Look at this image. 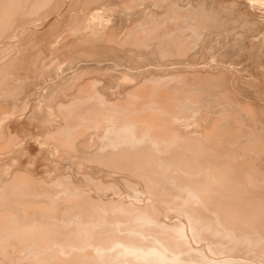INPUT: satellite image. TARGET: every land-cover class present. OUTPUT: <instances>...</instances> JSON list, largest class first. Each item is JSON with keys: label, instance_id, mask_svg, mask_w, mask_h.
Returning <instances> with one entry per match:
<instances>
[{"label": "bare ground", "instance_id": "obj_1", "mask_svg": "<svg viewBox=\"0 0 264 264\" xmlns=\"http://www.w3.org/2000/svg\"><path fill=\"white\" fill-rule=\"evenodd\" d=\"M256 1L0 0V264H264Z\"/></svg>", "mask_w": 264, "mask_h": 264}, {"label": "rangeland", "instance_id": "obj_2", "mask_svg": "<svg viewBox=\"0 0 264 264\" xmlns=\"http://www.w3.org/2000/svg\"><path fill=\"white\" fill-rule=\"evenodd\" d=\"M147 1H149V0H147ZM257 2H260L259 5H258ZM148 3H149V2H148ZM255 3H256V4H255ZM255 3H254L255 6L257 7L258 11L260 12V14H259V12H258V14L260 15L259 19H260V18H261V19H264V16H263V15H264V14H263V13H264V11H263V10H264V2H263V0H259V1L257 0ZM261 3H262V4H261ZM259 6H260V7H259ZM261 7L263 8V10L261 9ZM234 14H235V13H234ZM230 16H231V15H230ZM233 17L236 18V16L232 15V18H233ZM232 18H230V20H231V21L234 20L233 22H235V21L237 20V19H234V18L232 19ZM237 21H238V22H235L237 25H234L233 23L230 24V29H229L230 31H231V28H232V31H233V27H234V29H235V28H237V27L239 26L238 24H239V22H241V20H237ZM242 23H243V22H242ZM242 23H240V24H241V26L243 27L244 23H243V24H242ZM228 24H229V23H228ZM233 25H234V26H233ZM246 25H247V24H246ZM246 25H244V26H246ZM231 26H233V27H231ZM236 26H237V27H236ZM242 27H238V29H239L238 33H240V31H241L240 28H242ZM248 27H249V25H248ZM248 27H247V28H248ZM217 28H219V27H217ZM248 29H249V28H248ZM243 30H244V27H243ZM243 30H242V31H243ZM249 30H250V29H249ZM249 30H248V32H249ZM219 31H220V32H219ZM235 31H237V29H235L234 32H235ZM225 32L228 33V35H227ZM234 32H230V33H229V31H228V32H227V31H224V32H223V28H221V27H220L217 31H216L215 29H214V30L212 29L211 33H212V36L214 35V36H213V39L215 40V42H214V44H215L214 47H215V48L213 47L212 49L215 50V53H216L217 50H218L217 52L222 51L223 48L226 46V47H228V48L226 49V51H228L229 53L231 52L230 54H235L234 51L236 52V50H234V49L232 50V47L230 48L229 45H228V44H230V43H229V40H230V42L233 41V42H231V43L234 44V41L237 40V38L239 37V36H237L238 33H236V34H237V35H236V34H234ZM244 32H247L246 27H245ZM222 33H223V34H222ZM233 34H234V36H235V35L237 36V38H235L236 36L234 37L235 40H234V38H232V37H233V36H232ZM216 35H217V36H216ZM218 35H219V36H218ZM223 35H224L225 37H224ZM226 35H227V36H226ZM229 35H230V36H229ZM255 35H257V37H256ZM215 36L217 37V39H218L219 41H222V40H224V38H226L223 42H220V44H221V48H220V45H219V41H218V40L216 41ZM250 36H252V38H253V37H254V38L256 37V39H258V36H260V33H258V34L255 33V34H252V35H250ZM218 37H219V38H218ZM222 38H223V39H222ZM228 38H230V39L228 40ZM213 39L211 38V41H212V42H213ZM227 41H228V42H227ZM217 42H218V43H217ZM225 42H227L228 44H227V43L224 44ZM222 43H223L224 45H223ZM217 44H218L219 46H218ZM216 45H217V46H216ZM222 45H223V46H222ZM230 46H231V44H230ZM220 49H221V50H220ZM229 49H230V50H229ZM207 51H209V50H207ZM210 56H211V55H209V57H210ZM232 56H233L232 58H234V56L238 57L237 54H236V55H232ZM209 57L207 58V60H209ZM211 57H212V56H211ZM211 57H210V58H211ZM243 57H244L245 60L248 61V62H249L250 60H247L246 58L251 59V57H250V56L248 57L247 55H246V56L244 55ZM245 60H242L243 62H241V60H240L241 63H240V62H239V63H236V64L234 63V65L231 64V66H232V67H233V66H237V67H235V68L237 69V68H239L238 66L241 67V65L243 66L245 63H248V62H244ZM263 62H264V60H263ZM240 64H241V65H240ZM47 155H49L48 157H50V158H49V159H51L50 161H53L52 159H53V157H55V156H54V155H51L50 152H48ZM52 156H53V157H52ZM61 159H62L64 162H67V161H65L64 158H61ZM61 159H60V160H61ZM60 160H59V161H56V162H55V160H54V163H57V162H60V163H61V162H63L62 160H61V161H60ZM66 160H67V159H66ZM64 162H63V164H64ZM66 164H67V163H66ZM64 165H65V164H64ZM64 165H62V163H61L60 166H61V167H62V166L64 167ZM66 166H67V165H66ZM54 170H55V169H54ZM115 173H117V176H118V172H117V171H114L113 174L116 176ZM123 188H124V187H123L122 185H120V189H123ZM171 217H173V216H171V214H170V218H171ZM171 219H172V218H171ZM173 219H175V216H174Z\"/></svg>", "mask_w": 264, "mask_h": 264}]
</instances>
